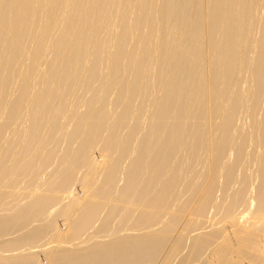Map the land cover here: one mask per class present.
<instances>
[{
    "label": "bare ground",
    "instance_id": "1",
    "mask_svg": "<svg viewBox=\"0 0 264 264\" xmlns=\"http://www.w3.org/2000/svg\"><path fill=\"white\" fill-rule=\"evenodd\" d=\"M178 257L264 264V0H0V264Z\"/></svg>",
    "mask_w": 264,
    "mask_h": 264
},
{
    "label": "rangeland",
    "instance_id": "2",
    "mask_svg": "<svg viewBox=\"0 0 264 264\" xmlns=\"http://www.w3.org/2000/svg\"><path fill=\"white\" fill-rule=\"evenodd\" d=\"M95 154H96V156H97V158H99V159H101V156H102V154L99 152V151H95ZM80 174H83V172L82 173H80ZM78 175L79 177L81 176V175ZM76 180H78V178H76ZM83 192V189H81L79 186H78V181H76V192ZM57 214H58V211H56L55 212V214L53 215V217H56L57 218V220H58V224H59V226L60 227H62V228H64V222L57 216ZM89 231H93V232H89ZM128 231V230H127ZM131 231V230H130ZM14 234H16V233H14ZM90 234V235H89ZM93 234V235H92ZM13 235V234H12ZM82 235H84V236H81V238H83V240H86V238H87V240L88 239H91V237L92 238H95V237H97L98 235H99V233L97 232V229L96 228H91V230L89 229L88 230V232L86 233V232H84ZM92 235V236H91ZM90 236V237H89ZM50 239H52V238H49V241H48V237H46L45 239H43L41 242H39V245H41L42 246V244H48L50 241H52L51 242V245L52 244H54L53 243V239L52 240H50ZM48 242V243H47ZM190 243V242H189ZM189 243H188V245H189ZM46 247V246H45ZM37 249H40L41 247H36ZM186 250H187V248H186ZM185 249H184V251L183 252H185L186 251ZM40 252V251H39ZM208 254V253H207ZM39 258L41 259V261L42 262H46V256H44L41 252L39 253ZM150 264V262H147V263H143V264ZM180 264V260H179V257H178V259L176 258V260H173V261H171L169 264ZM197 263V262H196Z\"/></svg>",
    "mask_w": 264,
    "mask_h": 264
}]
</instances>
